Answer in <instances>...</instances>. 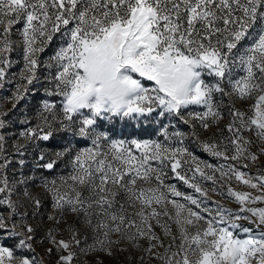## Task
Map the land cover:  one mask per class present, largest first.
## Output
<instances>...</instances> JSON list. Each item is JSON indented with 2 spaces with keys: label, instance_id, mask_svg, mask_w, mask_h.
Returning <instances> with one entry per match:
<instances>
[{
  "label": "snow or ice",
  "instance_id": "1",
  "mask_svg": "<svg viewBox=\"0 0 264 264\" xmlns=\"http://www.w3.org/2000/svg\"><path fill=\"white\" fill-rule=\"evenodd\" d=\"M16 25L23 66L9 76ZM54 38L57 46L42 60ZM40 68L48 70L44 92L51 99L42 101L34 126L27 117L21 121L28 125L18 133L25 144L17 140L15 149L23 156L27 144L66 134L54 157L41 149L35 164L52 172L65 161L63 173L39 180L55 212L48 219L63 223L69 234L58 239L59 227L46 234L52 245L46 252L57 256L56 264L117 252L135 264H264V207L249 206L264 204V175L253 178L233 164L201 161L184 143L191 135L212 157L258 160L253 153L245 156L252 141L243 132L254 127L264 141V0H0V89L6 77L12 82L18 75L14 108L29 86L40 84ZM233 99H254L252 114L236 108ZM225 107L229 123L219 133H230L229 143L218 142L217 133L199 140L197 125L208 131L224 118ZM120 121H135L144 131L158 125L154 131L163 139L118 138ZM177 123L189 125L190 133ZM6 127L0 118V207L6 206L0 212V264H44L42 257L24 254L35 252L37 231L26 206L31 204L34 215L41 200L30 188L35 176L9 175ZM169 172L205 199L165 184ZM216 172L261 194L229 185L217 194L240 208L218 202L209 207L196 174L215 185ZM69 216L74 223L68 224ZM5 239L16 243L8 247ZM92 264L103 261L97 255Z\"/></svg>",
  "mask_w": 264,
  "mask_h": 264
},
{
  "label": "rangeland",
  "instance_id": "2",
  "mask_svg": "<svg viewBox=\"0 0 264 264\" xmlns=\"http://www.w3.org/2000/svg\"><path fill=\"white\" fill-rule=\"evenodd\" d=\"M20 27V25H16L13 28L11 39L15 41V51L11 54V58L15 61L13 66L9 68V76H13L17 74L22 66H23V60H22V36L17 31V29ZM57 46V41L53 40V43L49 45V47L46 49L44 53L40 55V58L42 60H46L51 53L52 49ZM48 74V70L44 68H40L37 70V75L41 78L40 84H35L34 86H29L30 91L28 95L25 97V99L19 101L16 103V107H13V104L15 101L12 99L13 93L15 92V83L19 79L18 75L15 77V79L12 80V82H8V77L5 78L4 87L0 89V112H7L6 116L0 117L3 118L7 122V127L3 130V132L6 134V154L10 156V158L13 160V165H10V177L12 176H20L21 174L24 175H33L37 179L35 181L30 182V188L33 194L37 195L41 200V206L40 209L33 215L32 214V206L29 203L26 206V210L29 212V222L36 228V239L33 242V247L35 249L34 253L25 251V255H36L37 257H42L44 260V264H56L57 256L55 254L48 255L46 250L49 247H52V245L48 242L46 238V234L50 228L53 227H59L61 229L60 234L57 236L58 239L64 238L68 239L69 234L63 229L65 228V225L62 223L60 225H55L54 221H51L48 219L49 215H55L54 209L52 207V201L50 197L47 195V193L44 191L42 187L39 186V180L42 177H48L49 179L53 178L54 174H60L65 171L64 168V160H61L58 162L57 167L52 171L48 172L44 169H39L35 167V164L37 163V156L41 149H43L46 153V156L48 157H54V153L57 150H60L67 142L65 139L66 134L65 133H56L54 134L53 138L50 139L47 142L40 141L38 142L37 146H33L32 144L26 145V151L23 156H20L17 154L15 149V143L17 140H19L20 144H25V141L23 139H20L18 136V133L22 131L25 127L28 125H24L21 123L22 120L27 117L30 121V125L34 126L38 122L39 117V110L42 107V101L44 99H51L50 97H47L44 92V86L47 84V81L44 79V77ZM225 105L228 104V98L225 97ZM254 99L249 100H235L233 99V103L235 104V107L240 109L241 111H244L248 113V115H251L250 107L252 104H254ZM224 112V118L221 119L217 125H214L211 129L208 131H205L204 129L200 128L198 125L195 129L199 140L204 141L207 140L210 136H213L214 133H217L215 136V139L217 141H223L224 144H228L229 140L228 138L231 136L230 133H228L226 130L220 134L219 129H226V125L229 123V118L227 116V107L222 109ZM164 123H167L165 121ZM148 130L144 131L140 125L137 124L135 121H120L115 124V134L117 137H123V138H131L134 137L138 139H163L159 136L158 132H155L154 129L158 127V125L153 126H147ZM177 127L186 133H190L191 129L189 125L183 124V123H177ZM244 137L247 139H250L252 143L250 145H247L248 152L245 153V156H248L249 153L256 154L259 158L257 161L252 162L250 159H241V161H224L222 158H215L209 155L207 152H204L198 145V142L196 139H194L191 135H189L185 139V145L189 148V150L201 161H205L209 164H213L215 166H219L221 163L224 164H233L237 168H239L241 171L245 172L247 176H251L253 178H256L260 175H264V154H261V149L264 148V141H261L258 137L255 135V129L253 127L252 132L244 131L243 132ZM68 140L71 139V137H67ZM229 156L232 155V151H228L227 153ZM24 159L25 164L23 166H19L18 161ZM247 164L248 167L244 168L242 167L243 164ZM203 167V165H201ZM194 167V166H193ZM177 171L183 172L184 166L182 162V167L178 169ZM210 171V170H209ZM189 176L192 175L191 172L188 173ZM197 182L200 183L201 187L204 188L208 195V205L209 207H215V202H218L222 204L224 207H227L233 211H237L240 208V205L236 203L233 198L228 197L227 195H221L217 194L220 193H226L227 188L230 185L234 190L236 191H245L249 192L252 195H260L261 192H257L256 189H252L246 185H244L242 182L237 181L234 177L231 180H228L227 178L221 180L219 172L215 173V176L217 177L218 183L213 184L210 180H203L199 177V174L197 173ZM165 184H175L177 189L188 193L193 194L199 199H205V197H201L199 193H194L193 189L188 188L186 185H184L183 181L178 180L174 174L169 172L168 177L164 178ZM223 185V187H221ZM213 189H216V191H213ZM14 199L16 197H13ZM177 200H180L182 203H186L182 200V198L177 197ZM250 207H264V204H256V205H249ZM5 207H0V212H3L5 210ZM194 207V206H192ZM169 208L171 209V205H169ZM68 224H72L75 222V217H67ZM167 219V218H164ZM171 223V221H169ZM241 224H243L246 227H252L248 223V221H240ZM173 231H175V225H172ZM157 233H159L161 236H163V233L159 228H156ZM85 233V229L81 228V234L83 235ZM241 238H246V235L241 233ZM3 243L8 247H13L16 243L13 239H5L3 240ZM143 243V242H142ZM21 250L17 249L16 254L19 255ZM99 256V259L103 261V264H135V262H130L128 259L127 253H120L117 252V254L114 257L106 256L103 253L90 255L88 257L80 256L77 260H74L73 264H81V261H87L88 264H92V262L96 259V256ZM151 264H155V261H152Z\"/></svg>",
  "mask_w": 264,
  "mask_h": 264
}]
</instances>
